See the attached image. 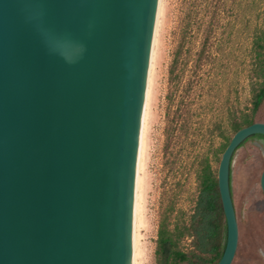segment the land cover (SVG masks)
I'll use <instances>...</instances> for the list:
<instances>
[{"label": "water", "instance_id": "obj_1", "mask_svg": "<svg viewBox=\"0 0 264 264\" xmlns=\"http://www.w3.org/2000/svg\"><path fill=\"white\" fill-rule=\"evenodd\" d=\"M161 0H0V264H135L137 194ZM218 184L239 224L233 157ZM260 186L264 193V171Z\"/></svg>", "mask_w": 264, "mask_h": 264}, {"label": "rangeland", "instance_id": "obj_2", "mask_svg": "<svg viewBox=\"0 0 264 264\" xmlns=\"http://www.w3.org/2000/svg\"><path fill=\"white\" fill-rule=\"evenodd\" d=\"M218 1L225 8L201 58L210 20L206 0L161 2L140 184L139 264H156L163 209L173 203L189 219L203 160L209 158L217 171L222 148L234 135L232 125L253 113V91L262 82L258 44H264V0ZM180 48L182 83L176 90L170 69ZM257 121L264 123V106ZM263 171L264 140L252 139L237 151L232 166L239 224L233 264H264ZM182 247L192 250V240Z\"/></svg>", "mask_w": 264, "mask_h": 264}, {"label": "trees", "instance_id": "obj_3", "mask_svg": "<svg viewBox=\"0 0 264 264\" xmlns=\"http://www.w3.org/2000/svg\"><path fill=\"white\" fill-rule=\"evenodd\" d=\"M223 8L225 6L218 0H206L205 10L209 14L210 20L207 23V36L199 58L207 51L213 27L216 25L215 23H219L217 19L220 10ZM192 23L190 20L188 26H191ZM258 47L261 50L259 55L261 57L262 82L259 88L253 91L252 115H245L241 122H235L232 125L234 134L244 127L257 123V115L264 106V44L259 43ZM181 55L182 49L180 48L175 54L170 69V82L176 87V90L182 83V76L177 72ZM169 99H172V95H170ZM231 139H228L227 143L223 146L221 155L225 152ZM252 139H264V136L255 135L248 138L241 144L238 150ZM197 180L199 195L189 219L187 213L177 210L173 203L168 204L163 209L155 251L156 264H219L224 254L227 239V221L219 191L218 170L215 171L213 169L209 158L203 160L201 169L197 174ZM188 238L192 240L193 247L189 252L185 251L182 247L183 241Z\"/></svg>", "mask_w": 264, "mask_h": 264}, {"label": "bare ground", "instance_id": "obj_4", "mask_svg": "<svg viewBox=\"0 0 264 264\" xmlns=\"http://www.w3.org/2000/svg\"><path fill=\"white\" fill-rule=\"evenodd\" d=\"M162 2V0H161ZM160 13H161V6L159 11V18H158V26L160 22ZM158 26H157V33H156V41H155V48H154V56L156 51V44H157V37H158ZM154 56H153V62H154ZM152 71H153V64H152ZM152 71H151V78H152ZM151 84V79H150ZM149 98H150V87H149V94H148V102H147V110H146V119H145V126H146V120L148 115V106H149ZM144 146H145V127H144V136H143V144H142V153H141V161H140V170H139V178H138V194H137V222H136V250H135V264L138 263L139 259V224H140V216H141V208H140V184L141 182V174L143 170V152H144Z\"/></svg>", "mask_w": 264, "mask_h": 264}, {"label": "flooded vegetation", "instance_id": "obj_5", "mask_svg": "<svg viewBox=\"0 0 264 264\" xmlns=\"http://www.w3.org/2000/svg\"><path fill=\"white\" fill-rule=\"evenodd\" d=\"M261 140H264V139H261Z\"/></svg>", "mask_w": 264, "mask_h": 264}]
</instances>
